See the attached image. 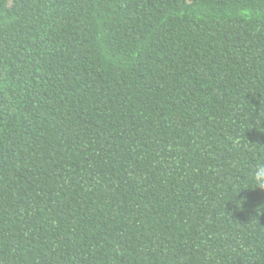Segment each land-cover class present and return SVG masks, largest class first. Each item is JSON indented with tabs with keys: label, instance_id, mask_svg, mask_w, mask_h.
Here are the masks:
<instances>
[{
	"label": "trees",
	"instance_id": "1",
	"mask_svg": "<svg viewBox=\"0 0 264 264\" xmlns=\"http://www.w3.org/2000/svg\"><path fill=\"white\" fill-rule=\"evenodd\" d=\"M264 0H0V264H264Z\"/></svg>",
	"mask_w": 264,
	"mask_h": 264
},
{
	"label": "clouds",
	"instance_id": "2",
	"mask_svg": "<svg viewBox=\"0 0 264 264\" xmlns=\"http://www.w3.org/2000/svg\"><path fill=\"white\" fill-rule=\"evenodd\" d=\"M251 184L264 189V162L258 163L251 174Z\"/></svg>",
	"mask_w": 264,
	"mask_h": 264
}]
</instances>
